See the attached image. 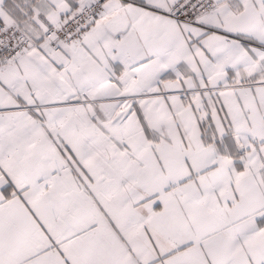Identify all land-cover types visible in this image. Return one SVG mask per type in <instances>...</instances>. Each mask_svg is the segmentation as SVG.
<instances>
[{"label":"snow or ice","instance_id":"snow-or-ice-1","mask_svg":"<svg viewBox=\"0 0 264 264\" xmlns=\"http://www.w3.org/2000/svg\"><path fill=\"white\" fill-rule=\"evenodd\" d=\"M0 264H264V0H0Z\"/></svg>","mask_w":264,"mask_h":264}]
</instances>
